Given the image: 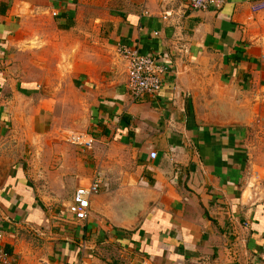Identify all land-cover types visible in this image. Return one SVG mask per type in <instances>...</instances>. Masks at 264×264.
<instances>
[{
  "label": "crops",
  "instance_id": "1",
  "mask_svg": "<svg viewBox=\"0 0 264 264\" xmlns=\"http://www.w3.org/2000/svg\"><path fill=\"white\" fill-rule=\"evenodd\" d=\"M223 2L0 0L11 264H264V0ZM120 48L167 68L158 96H130Z\"/></svg>",
  "mask_w": 264,
  "mask_h": 264
},
{
  "label": "built area",
  "instance_id": "2",
  "mask_svg": "<svg viewBox=\"0 0 264 264\" xmlns=\"http://www.w3.org/2000/svg\"><path fill=\"white\" fill-rule=\"evenodd\" d=\"M223 3V0H187L186 8L192 11H207L209 8H221ZM118 53L126 62V84L130 96L136 100L144 96H158L167 68L152 56H140L126 48H120ZM78 137L74 134L68 135L70 142L83 147L92 145V140L80 142ZM155 158L156 153H151L150 159ZM100 185L101 179L95 177L87 188H79L74 192L73 202L68 211L77 221H85L88 218L90 199L97 195ZM0 264H11L9 256L1 248Z\"/></svg>",
  "mask_w": 264,
  "mask_h": 264
},
{
  "label": "rangeland",
  "instance_id": "3",
  "mask_svg": "<svg viewBox=\"0 0 264 264\" xmlns=\"http://www.w3.org/2000/svg\"><path fill=\"white\" fill-rule=\"evenodd\" d=\"M30 55H28L27 56V58H26V64H27V66H29L30 68H32L33 66H32V63H31V59H30ZM26 66V67H27ZM63 136H66V139H67V141L69 142L70 140L68 139V136L67 135H63ZM62 136V137H63ZM66 141H64L63 140V138H62V140L60 139V141H56V144H58V145H63V144H66L65 143ZM76 145H78V144H76ZM79 146V145H78ZM44 145H43V143H41L40 144V149H41V164L45 161V159L48 161V159H49V153H47V148H49L48 146L46 147V151H43L44 150ZM91 147V146H90ZM59 148V146L56 148V149H58ZM88 148V147H87ZM44 152H46V153H44ZM46 154V157L44 158V160H42V157L44 156ZM43 155V156H42ZM38 158V157H37Z\"/></svg>",
  "mask_w": 264,
  "mask_h": 264
}]
</instances>
